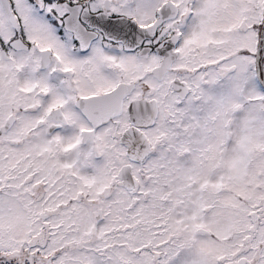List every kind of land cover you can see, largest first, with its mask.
I'll return each instance as SVG.
<instances>
[{
    "label": "snow or ice",
    "instance_id": "1",
    "mask_svg": "<svg viewBox=\"0 0 264 264\" xmlns=\"http://www.w3.org/2000/svg\"><path fill=\"white\" fill-rule=\"evenodd\" d=\"M0 264H264V0H0Z\"/></svg>",
    "mask_w": 264,
    "mask_h": 264
}]
</instances>
